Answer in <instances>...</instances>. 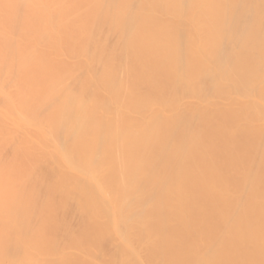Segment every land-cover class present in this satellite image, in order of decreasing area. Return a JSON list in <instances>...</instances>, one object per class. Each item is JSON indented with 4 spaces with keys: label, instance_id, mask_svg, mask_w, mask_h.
I'll list each match as a JSON object with an SVG mask.
<instances>
[{
    "label": "bare ground",
    "instance_id": "6f19581e",
    "mask_svg": "<svg viewBox=\"0 0 264 264\" xmlns=\"http://www.w3.org/2000/svg\"><path fill=\"white\" fill-rule=\"evenodd\" d=\"M0 264H264V0H0Z\"/></svg>",
    "mask_w": 264,
    "mask_h": 264
}]
</instances>
